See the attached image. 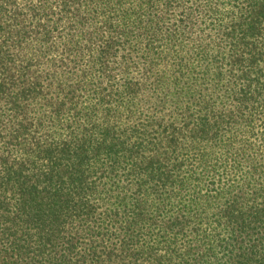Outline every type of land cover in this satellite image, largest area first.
<instances>
[{"label":"trees","instance_id":"1","mask_svg":"<svg viewBox=\"0 0 264 264\" xmlns=\"http://www.w3.org/2000/svg\"><path fill=\"white\" fill-rule=\"evenodd\" d=\"M0 264H264V0H0Z\"/></svg>","mask_w":264,"mask_h":264}]
</instances>
